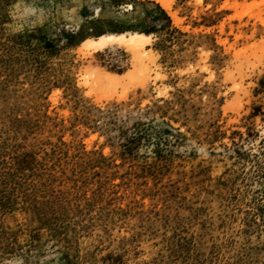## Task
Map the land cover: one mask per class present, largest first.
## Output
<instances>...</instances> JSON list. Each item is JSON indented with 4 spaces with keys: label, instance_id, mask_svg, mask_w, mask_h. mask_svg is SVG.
<instances>
[{
    "label": "rangeland",
    "instance_id": "1",
    "mask_svg": "<svg viewBox=\"0 0 264 264\" xmlns=\"http://www.w3.org/2000/svg\"><path fill=\"white\" fill-rule=\"evenodd\" d=\"M0 264H264V0H0Z\"/></svg>",
    "mask_w": 264,
    "mask_h": 264
},
{
    "label": "bare ground",
    "instance_id": "2",
    "mask_svg": "<svg viewBox=\"0 0 264 264\" xmlns=\"http://www.w3.org/2000/svg\"><path fill=\"white\" fill-rule=\"evenodd\" d=\"M144 38L137 33H126L122 35H109L103 37L98 43L101 45L118 44L128 48L131 52L136 53L139 50V40Z\"/></svg>",
    "mask_w": 264,
    "mask_h": 264
}]
</instances>
